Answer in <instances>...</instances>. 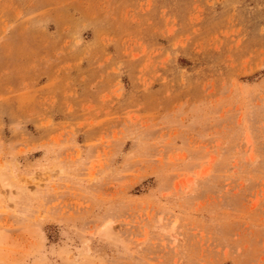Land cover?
I'll return each instance as SVG.
<instances>
[{
  "label": "rangeland",
  "instance_id": "1",
  "mask_svg": "<svg viewBox=\"0 0 264 264\" xmlns=\"http://www.w3.org/2000/svg\"><path fill=\"white\" fill-rule=\"evenodd\" d=\"M0 264H264V0H0Z\"/></svg>",
  "mask_w": 264,
  "mask_h": 264
}]
</instances>
